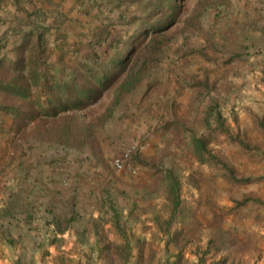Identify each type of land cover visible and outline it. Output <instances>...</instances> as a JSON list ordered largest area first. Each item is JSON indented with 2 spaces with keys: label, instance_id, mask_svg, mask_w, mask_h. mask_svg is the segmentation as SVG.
Returning <instances> with one entry per match:
<instances>
[{
  "label": "trees",
  "instance_id": "16d2710c",
  "mask_svg": "<svg viewBox=\"0 0 264 264\" xmlns=\"http://www.w3.org/2000/svg\"><path fill=\"white\" fill-rule=\"evenodd\" d=\"M182 1L185 0H73L76 11L88 18L81 23L61 11L54 0H0V138L6 139L5 147L0 146V246L8 247L12 253L18 247L22 249L13 256L0 251V257L9 264H96L105 257L95 239H99L105 224L118 236L115 244H104L105 249L111 248L120 264L131 261L133 246L141 245L134 232L141 221L124 223V211L118 210L113 201L117 192L115 179L107 171L100 174L105 184L91 209L97 214L86 215L78 202L80 191L86 193L83 178L87 170L81 169L83 160L88 157L92 162L98 153L97 131L117 115L124 99L140 87L142 80L143 93L152 91L158 81L152 73L159 70L169 52H180L178 38L183 44L201 29L202 14L216 9L217 0H197L189 11ZM218 1L220 13L231 4L230 0ZM78 23L84 31L78 40L71 41V27H78ZM81 46L88 49L84 55ZM208 46L212 47L211 41ZM180 54L182 58L198 54L210 60L198 48L182 50ZM197 84L202 83H194ZM107 90L111 91L108 104L95 113L91 106ZM218 103L211 99L205 118L207 131L223 134L245 151L259 150L245 131L230 132ZM255 123L264 138L263 119L257 118ZM171 125L181 128L176 120ZM189 135L188 145L199 164L216 168L234 183L262 179L236 176L227 160L211 152L205 136L195 132ZM35 146L61 150L81 168L58 171L56 178L51 166L65 159L64 153L50 156L45 149L40 158L30 161ZM87 149L91 154L83 156ZM128 160L133 169L147 167L161 173L170 213L163 224H158V232L167 245L173 238L170 225L181 202L179 179L172 170L141 157L140 152L129 153ZM33 165L43 171H36ZM110 167L117 170L114 161ZM70 177L76 185L64 194L60 183ZM233 200L237 208L247 203L264 208V198L256 195ZM127 210L124 215L136 211L135 204ZM186 242L183 239L174 263L180 262ZM109 256L104 264H110ZM221 261L224 262L217 263Z\"/></svg>",
  "mask_w": 264,
  "mask_h": 264
},
{
  "label": "rangeland",
  "instance_id": "374dc122",
  "mask_svg": "<svg viewBox=\"0 0 264 264\" xmlns=\"http://www.w3.org/2000/svg\"><path fill=\"white\" fill-rule=\"evenodd\" d=\"M196 1L182 3L189 11ZM54 2L55 5L58 2L60 10L73 20L84 23L88 19L76 11L73 0ZM218 2L216 9L202 14L199 31H194L183 44L179 38L177 40L180 52L198 48L210 60L198 54L182 58L180 52H174L175 55L169 52L159 70L152 73V78H158L152 91L143 93L145 80H142L140 87L124 99L117 115L97 131L98 153L94 161L90 162L88 157L83 160L84 169L81 170H87L83 178L86 193L80 191L78 202L86 215L97 214L91 209L101 193L104 182L100 174L104 171L110 172L115 179L117 192L113 201L118 210L126 213L130 204L136 206V211L130 215L123 213L124 223L141 221L134 231L141 245L133 246L132 259L127 264H198V261L221 264L217 260H223L222 264H264V208L251 203L237 208L233 200L247 194L264 198V138L255 127L257 118L264 121V0H230V6L222 13L218 10ZM90 24H94L93 21ZM81 25L71 27V41L78 40L84 31ZM210 41L213 48L208 46ZM79 49L81 55L88 51L85 46ZM110 98V90L103 92L91 110L103 111ZM212 98L219 102L230 132L245 131L250 142L258 144L259 150L245 151L223 134L207 131L205 118ZM173 120L180 122V129L172 127ZM190 132L205 136L211 152L227 160L236 176H261L262 179L234 183L216 168L199 164L188 145ZM5 142L2 136L0 146L4 148ZM34 148L30 161L40 158V152L45 149L50 156L63 152L46 146ZM134 151L161 168L172 170L179 179L181 202L170 225L173 238L167 245L165 237L158 232V224H163L161 222L170 213L161 173L139 166L132 167L133 171H117L110 167L123 153ZM90 154L88 149L83 152V156ZM64 157L57 166H51L56 178L60 174L58 171L81 168L76 162H70L71 155L64 153ZM33 169L43 171L35 165ZM60 185L66 194L76 183L70 177ZM95 239L99 240L103 247L101 253L105 254L95 263L104 264V259L110 255V264H120L113 250L105 249L104 244L118 241L116 232H112L108 224L104 225L99 239ZM183 239L187 242L182 248L180 262L174 263ZM1 250L13 256L22 249L18 247L12 253L8 247L0 246ZM28 257L23 259H30ZM0 264L9 262L0 257ZM37 264L40 263L37 261Z\"/></svg>",
  "mask_w": 264,
  "mask_h": 264
},
{
  "label": "built area",
  "instance_id": "2783aa9c",
  "mask_svg": "<svg viewBox=\"0 0 264 264\" xmlns=\"http://www.w3.org/2000/svg\"><path fill=\"white\" fill-rule=\"evenodd\" d=\"M128 157L129 153L125 152L119 158L114 160V165L116 166L117 170H132V166L128 160Z\"/></svg>",
  "mask_w": 264,
  "mask_h": 264
},
{
  "label": "crops",
  "instance_id": "0c3cea01",
  "mask_svg": "<svg viewBox=\"0 0 264 264\" xmlns=\"http://www.w3.org/2000/svg\"><path fill=\"white\" fill-rule=\"evenodd\" d=\"M66 235V234H65Z\"/></svg>",
  "mask_w": 264,
  "mask_h": 264
}]
</instances>
